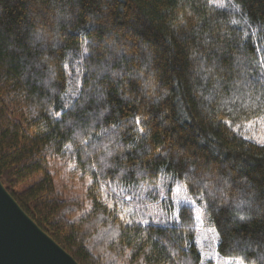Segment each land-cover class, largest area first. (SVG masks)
I'll return each mask as SVG.
<instances>
[{
  "label": "trees",
  "instance_id": "trees-1",
  "mask_svg": "<svg viewBox=\"0 0 264 264\" xmlns=\"http://www.w3.org/2000/svg\"><path fill=\"white\" fill-rule=\"evenodd\" d=\"M231 2L0 0V179L79 264H204L182 188L222 258L264 264V0Z\"/></svg>",
  "mask_w": 264,
  "mask_h": 264
},
{
  "label": "water",
  "instance_id": "water-1",
  "mask_svg": "<svg viewBox=\"0 0 264 264\" xmlns=\"http://www.w3.org/2000/svg\"><path fill=\"white\" fill-rule=\"evenodd\" d=\"M0 264H79L22 209L1 179Z\"/></svg>",
  "mask_w": 264,
  "mask_h": 264
},
{
  "label": "rangeland",
  "instance_id": "rangeland-1",
  "mask_svg": "<svg viewBox=\"0 0 264 264\" xmlns=\"http://www.w3.org/2000/svg\"><path fill=\"white\" fill-rule=\"evenodd\" d=\"M216 2V4L220 6H224L226 4L230 7L232 6L231 0H216ZM245 132L247 133L246 137L249 140L264 145V122L248 124L245 128ZM69 173L68 168L65 169L62 166L55 167L52 171L55 185L58 191H60V197L67 202L76 201L79 204H83V209L81 211L84 210V205H86L89 210L91 205L89 204L87 190L91 184V179L83 176L82 174H77L73 177ZM35 181H37V179L25 184L24 187H29V185L33 184ZM5 187L7 188L6 185ZM184 200L194 201V203H185L183 202ZM171 201L176 207H180V205L183 204L193 207L196 212V218H200L199 220L197 219L199 230L196 244L202 254L204 264H241V260L239 259L222 258L218 254L217 246L219 241L218 239H213L216 233L208 222V218L202 204H200L195 198L188 195L184 188L176 189ZM177 201H181V203H177Z\"/></svg>",
  "mask_w": 264,
  "mask_h": 264
},
{
  "label": "snow or ice",
  "instance_id": "snow-or-ice-1",
  "mask_svg": "<svg viewBox=\"0 0 264 264\" xmlns=\"http://www.w3.org/2000/svg\"><path fill=\"white\" fill-rule=\"evenodd\" d=\"M113 75H117V74H116V73H113ZM103 95H104L103 90H98V91H97V97H98V99H102V98H103ZM54 115H55V116H59L60 113L57 112V113H54ZM134 123H135L136 125H140V124H141V119H140L139 116L135 117V119H134ZM137 131L143 133L144 129H143V127H139V128L137 129ZM183 202H185V203H194V201H188V200H184ZM177 203H181V201H177ZM123 218H124V217H123V215H122V216H121V219H123ZM197 219L199 220L200 218L197 217ZM240 219H241V220H244L245 217H244V216H241ZM131 222H132L131 220L128 221V223H131ZM143 223H148V221H143ZM213 239H219V234L217 233V234L213 237ZM241 264H244V262H243L242 259H241Z\"/></svg>",
  "mask_w": 264,
  "mask_h": 264
}]
</instances>
